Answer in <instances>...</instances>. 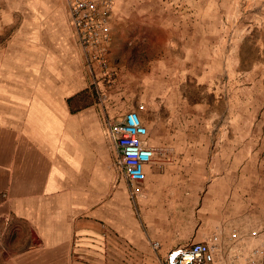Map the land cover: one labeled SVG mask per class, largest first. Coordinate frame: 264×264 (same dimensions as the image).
<instances>
[{"label":"crops","instance_id":"obj_1","mask_svg":"<svg viewBox=\"0 0 264 264\" xmlns=\"http://www.w3.org/2000/svg\"><path fill=\"white\" fill-rule=\"evenodd\" d=\"M0 6V264H165L166 252L214 228L263 222L264 150L254 147L258 141L250 147L248 136L206 124L152 132L149 142L165 151L145 170L143 195H130L104 131L109 108L95 103L64 0ZM117 45L111 32L113 59ZM79 92L84 105L70 110L67 99ZM143 109L138 113L149 127L155 115ZM176 157L182 204L200 200L198 219L178 232L161 215L158 195ZM162 163L164 174L156 169Z\"/></svg>","mask_w":264,"mask_h":264},{"label":"rangeland","instance_id":"obj_2","mask_svg":"<svg viewBox=\"0 0 264 264\" xmlns=\"http://www.w3.org/2000/svg\"><path fill=\"white\" fill-rule=\"evenodd\" d=\"M112 10L118 45L115 59L108 56L111 75L100 84L89 75L95 103L109 108L105 122L141 103L155 115L149 127L142 121L148 137L174 134L184 122L206 124L264 150V0H113ZM168 164L161 215L175 232L187 231L200 200L182 204L177 157ZM158 165L164 174L165 163Z\"/></svg>","mask_w":264,"mask_h":264},{"label":"built area","instance_id":"obj_3","mask_svg":"<svg viewBox=\"0 0 264 264\" xmlns=\"http://www.w3.org/2000/svg\"><path fill=\"white\" fill-rule=\"evenodd\" d=\"M68 24L84 58L89 75L94 78L93 65L101 76L110 77L109 43L113 0H64ZM136 108L121 117L105 122V135L116 154V163L129 186L130 195H143L140 183L145 170L162 148L149 142L148 131ZM159 168L161 165H158ZM155 248L157 242H151ZM165 264H264V220L245 229L229 226L226 231L214 228L202 240L166 252Z\"/></svg>","mask_w":264,"mask_h":264},{"label":"trees","instance_id":"obj_4","mask_svg":"<svg viewBox=\"0 0 264 264\" xmlns=\"http://www.w3.org/2000/svg\"><path fill=\"white\" fill-rule=\"evenodd\" d=\"M83 94L84 92H79V95L77 96H72L70 98L67 99V103L69 105V108L70 110H75L77 109L78 107L84 105V102H83ZM197 99H193L192 101H196Z\"/></svg>","mask_w":264,"mask_h":264}]
</instances>
